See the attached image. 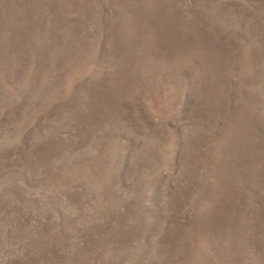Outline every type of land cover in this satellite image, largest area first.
Instances as JSON below:
<instances>
[{"label": "rangeland", "instance_id": "obj_1", "mask_svg": "<svg viewBox=\"0 0 264 264\" xmlns=\"http://www.w3.org/2000/svg\"><path fill=\"white\" fill-rule=\"evenodd\" d=\"M0 264H264V0H0Z\"/></svg>", "mask_w": 264, "mask_h": 264}]
</instances>
